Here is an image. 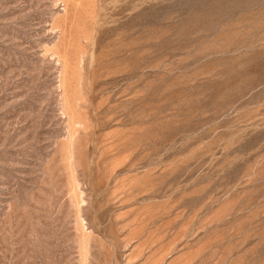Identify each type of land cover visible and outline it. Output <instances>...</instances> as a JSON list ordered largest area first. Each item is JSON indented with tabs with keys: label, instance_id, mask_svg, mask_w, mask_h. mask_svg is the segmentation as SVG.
Returning <instances> with one entry per match:
<instances>
[{
	"label": "rangeland",
	"instance_id": "374dc122",
	"mask_svg": "<svg viewBox=\"0 0 264 264\" xmlns=\"http://www.w3.org/2000/svg\"><path fill=\"white\" fill-rule=\"evenodd\" d=\"M0 264H264V0H0Z\"/></svg>",
	"mask_w": 264,
	"mask_h": 264
}]
</instances>
